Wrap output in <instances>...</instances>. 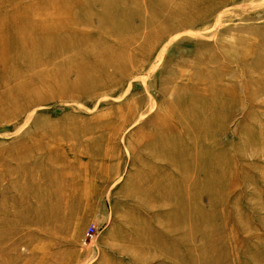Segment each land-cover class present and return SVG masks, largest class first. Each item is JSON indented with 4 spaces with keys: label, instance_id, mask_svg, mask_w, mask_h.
Here are the masks:
<instances>
[{
    "label": "rangeland",
    "instance_id": "1",
    "mask_svg": "<svg viewBox=\"0 0 264 264\" xmlns=\"http://www.w3.org/2000/svg\"><path fill=\"white\" fill-rule=\"evenodd\" d=\"M0 264H264V0H0Z\"/></svg>",
    "mask_w": 264,
    "mask_h": 264
},
{
    "label": "built area",
    "instance_id": "2",
    "mask_svg": "<svg viewBox=\"0 0 264 264\" xmlns=\"http://www.w3.org/2000/svg\"><path fill=\"white\" fill-rule=\"evenodd\" d=\"M93 231H94V228L93 227H90L89 230L86 232L85 236H86V239L88 238H92L93 236Z\"/></svg>",
    "mask_w": 264,
    "mask_h": 264
}]
</instances>
